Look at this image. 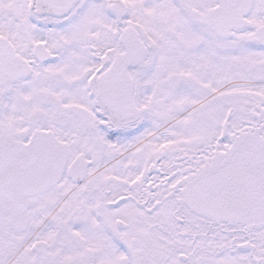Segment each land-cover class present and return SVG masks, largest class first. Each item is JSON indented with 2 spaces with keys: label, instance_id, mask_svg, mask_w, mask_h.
Wrapping results in <instances>:
<instances>
[{
  "label": "snow or ice",
  "instance_id": "6c2138e0",
  "mask_svg": "<svg viewBox=\"0 0 264 264\" xmlns=\"http://www.w3.org/2000/svg\"><path fill=\"white\" fill-rule=\"evenodd\" d=\"M0 264H264V0H0Z\"/></svg>",
  "mask_w": 264,
  "mask_h": 264
}]
</instances>
